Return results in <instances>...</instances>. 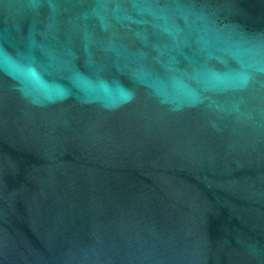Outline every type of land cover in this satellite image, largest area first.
Wrapping results in <instances>:
<instances>
[{
	"label": "water",
	"instance_id": "water-1",
	"mask_svg": "<svg viewBox=\"0 0 264 264\" xmlns=\"http://www.w3.org/2000/svg\"><path fill=\"white\" fill-rule=\"evenodd\" d=\"M0 264H264V0H0Z\"/></svg>",
	"mask_w": 264,
	"mask_h": 264
}]
</instances>
